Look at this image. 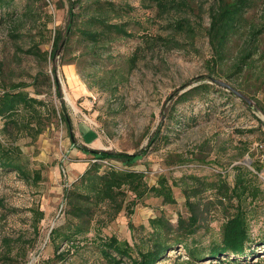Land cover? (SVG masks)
I'll return each instance as SVG.
<instances>
[{
    "label": "rangeland",
    "instance_id": "374dc122",
    "mask_svg": "<svg viewBox=\"0 0 264 264\" xmlns=\"http://www.w3.org/2000/svg\"><path fill=\"white\" fill-rule=\"evenodd\" d=\"M178 1L179 5L163 12L158 7H148L143 0H102L106 2L108 21L126 25L134 35L105 31L104 37L93 44L74 31L59 59L66 113L80 143L129 153L146 147L163 123L162 134L167 138L149 148V153L134 166L147 173L151 184L161 175L174 184L187 174L210 179L224 174L234 183L236 166L244 164L255 171L253 164L264 162V84L227 78L224 73L230 61L223 69L218 68L215 76L244 88L257 107L247 105L220 86L207 94L201 90L189 101L172 105L174 99L170 96L176 89L198 76L207 77L214 66L207 29L215 0ZM96 3L97 0H82L77 6L80 25L86 26L87 17L97 14ZM10 9L24 13L27 23L13 37L10 26L0 19V88L4 84L30 83L26 90L58 113L47 117L45 130L37 138L20 135L14 142L23 151L28 167L40 170L43 179L34 183L16 171H0V264H109L101 255L100 238L112 235L129 241L137 255L143 238L151 231V218L164 216L176 224L180 213L187 215L182 188L174 186L177 203L165 204L162 198L148 197L136 207L131 219L124 210L101 227L100 234L95 220L93 230L74 244L51 238L52 230L67 221L65 188L94 159L73 145L68 124L60 115L62 100L48 76L53 79L52 61L27 50H52L56 32L65 28L69 1L13 0ZM1 14L0 7V18ZM179 20H189L198 34L189 37L176 30L174 24ZM134 55H138L136 64L132 63ZM69 67H73L76 81L71 80ZM207 81L211 82L209 78L204 82ZM164 112L168 113L166 117ZM1 139L13 142L8 134H2ZM112 162L122 167L121 162ZM258 176L264 189V168ZM246 206L255 239L253 247H258L252 259L227 261L222 256L223 261L207 257L192 262L181 249L167 253L161 264H254L264 260V194L257 200L249 199ZM35 209L45 213L37 230ZM100 216H104L101 211ZM224 222L225 214L214 208L196 235L199 243L209 247L219 242ZM123 264H130L129 260Z\"/></svg>",
    "mask_w": 264,
    "mask_h": 264
},
{
    "label": "trees",
    "instance_id": "16d2710c",
    "mask_svg": "<svg viewBox=\"0 0 264 264\" xmlns=\"http://www.w3.org/2000/svg\"><path fill=\"white\" fill-rule=\"evenodd\" d=\"M68 1L66 25L64 30L56 32L52 50L42 51L38 47L27 51L52 61L53 79L48 75L49 81L56 86V92L62 100L63 114L60 115L67 122L71 132L73 124L66 113L68 107L59 76V59L67 49L72 34L78 31L93 44L104 37L105 31H114L126 37L134 34L126 25L108 21L105 13L106 2L97 0V14L88 16L85 26L79 24V14L75 10L82 0ZM143 1L148 7H158L163 12L180 3L178 0ZM12 4L13 0H0L2 8L0 19L2 23L10 26L11 36L17 37L19 30L26 26L27 20L24 13L10 9ZM188 21L179 20L174 27L189 37H195L198 30ZM207 36L212 48L211 59L214 65L211 73L207 77L193 78L176 89L170 96L171 100L174 99L172 105L189 101L199 95L201 90L207 94L217 86L222 87L214 82L215 79L222 80L215 74L218 68L223 69L230 61V68L224 73L227 78L239 77L248 84L252 81L264 84V0H215L210 11ZM162 40L166 43L172 42L170 39ZM137 60L138 55H134L132 63L136 64ZM2 69L3 64L0 63V71ZM207 78L211 82H204ZM195 82L201 83L190 87ZM30 85L32 84L18 82L4 84L0 88V119L3 120V126L0 128V171H16L23 179L38 183L43 179L42 172L28 167L23 151L14 142L20 135L37 138L45 130L47 117L57 114L58 111L43 99L32 96L26 90ZM234 87L253 101V98L244 92V88ZM226 90L230 95H236L232 90ZM257 106L258 104L254 103V107ZM167 115L168 113L164 112V116ZM162 124L153 133L148 145L134 153L90 147L80 143L73 132V145L93 156L94 161L75 182L65 188L67 221L52 230L51 238L54 240L62 238L74 244L75 240L86 237L93 230L95 220L99 223L97 233L100 234L101 227L114 220L124 210L131 219L136 207L148 197L162 198L165 204L177 203L174 186H180L186 197L187 215L180 213L176 224L164 216L151 218V231L147 238H143V246L139 247L137 255L127 240H120L116 235L100 238L101 255L107 262L123 264L125 259H128L130 264H161L167 253L181 249L185 250L192 262L203 261L207 257L223 261L222 256H225L227 261L241 262L248 257L252 259L258 252V247H253L255 239L251 233L249 209L246 204L249 199L257 200L264 194L258 176L264 168V162L253 164L257 173L244 164L236 166L234 183H231L228 175L224 174H218L215 179L187 174L175 180L174 184L170 183L165 175L159 176L157 182L151 184L147 173L137 170L134 166L149 153V148L164 137L167 138L162 134ZM2 134H8L13 138V142L11 144L4 142L1 139ZM106 161L121 162L122 167L115 163L105 164ZM214 208L225 214L222 238L219 242L204 247L196 235ZM100 211L104 216L98 218ZM33 213L34 228L37 230L38 222L45 217V213L40 209L33 210ZM130 226L135 228L132 221ZM262 243L264 244V241ZM263 261L258 260L254 264H263Z\"/></svg>",
    "mask_w": 264,
    "mask_h": 264
},
{
    "label": "water",
    "instance_id": "95a60500",
    "mask_svg": "<svg viewBox=\"0 0 264 264\" xmlns=\"http://www.w3.org/2000/svg\"><path fill=\"white\" fill-rule=\"evenodd\" d=\"M215 83H218L219 85H221L222 87L226 88V89H229V90H232L233 92L236 93V95L240 98H242L247 104L253 106L254 105V102L252 100H250L246 95H244L243 93H241L239 90H237L233 85H231L230 83L228 82H225L223 80H219V79H215L214 80ZM71 136L72 138L74 139V134H73V131L71 129Z\"/></svg>",
    "mask_w": 264,
    "mask_h": 264
},
{
    "label": "bare ground",
    "instance_id": "6f19581e",
    "mask_svg": "<svg viewBox=\"0 0 264 264\" xmlns=\"http://www.w3.org/2000/svg\"><path fill=\"white\" fill-rule=\"evenodd\" d=\"M68 73H69V76L71 77V80L76 81L75 74L73 72V67L68 68ZM68 98H69L70 102H73V100L70 96H68Z\"/></svg>",
    "mask_w": 264,
    "mask_h": 264
},
{
    "label": "built area",
    "instance_id": "2783aa9c",
    "mask_svg": "<svg viewBox=\"0 0 264 264\" xmlns=\"http://www.w3.org/2000/svg\"><path fill=\"white\" fill-rule=\"evenodd\" d=\"M110 163V162H109ZM110 164H114L113 162L112 163H110Z\"/></svg>",
    "mask_w": 264,
    "mask_h": 264
}]
</instances>
